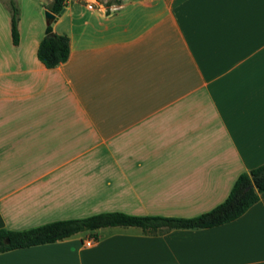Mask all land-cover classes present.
<instances>
[{
    "label": "crops",
    "instance_id": "0c3cea01",
    "mask_svg": "<svg viewBox=\"0 0 264 264\" xmlns=\"http://www.w3.org/2000/svg\"><path fill=\"white\" fill-rule=\"evenodd\" d=\"M17 2L16 45L0 4V228L192 217L264 162V0H66L51 68L36 57L45 0ZM0 264H264V191L219 225L100 227Z\"/></svg>",
    "mask_w": 264,
    "mask_h": 264
},
{
    "label": "trees",
    "instance_id": "16d2710c",
    "mask_svg": "<svg viewBox=\"0 0 264 264\" xmlns=\"http://www.w3.org/2000/svg\"><path fill=\"white\" fill-rule=\"evenodd\" d=\"M66 0H49L46 9L57 15ZM101 2L100 0H96ZM119 3V0H107L104 4ZM9 19V31L13 45L18 43L17 0H0ZM68 55V38L56 34L50 23L44 28L43 35L36 48L37 59L51 68L65 61ZM249 186L245 191L244 188ZM264 191V162L241 172L234 180L226 197L209 210L192 217H172L161 215H131L118 211L100 212L80 218L54 220L23 230L0 228V252L31 245L51 243L69 237L80 231H91L106 226L138 227L145 234H160L170 229L205 228L231 221L241 215L258 199ZM95 239V238H94Z\"/></svg>",
    "mask_w": 264,
    "mask_h": 264
},
{
    "label": "water",
    "instance_id": "95a60500",
    "mask_svg": "<svg viewBox=\"0 0 264 264\" xmlns=\"http://www.w3.org/2000/svg\"><path fill=\"white\" fill-rule=\"evenodd\" d=\"M61 10H62V9H61ZM43 16H44V19H45V22H46V23H50V22H52V21L55 19V17H56L55 14L51 13V12L48 11L47 9L43 10ZM248 187H249V186L245 187V188H244V191H245Z\"/></svg>",
    "mask_w": 264,
    "mask_h": 264
},
{
    "label": "rangeland",
    "instance_id": "374dc122",
    "mask_svg": "<svg viewBox=\"0 0 264 264\" xmlns=\"http://www.w3.org/2000/svg\"><path fill=\"white\" fill-rule=\"evenodd\" d=\"M69 1H71V0H69ZM78 1H80L81 3H83V4H85V5H88V4H94V2L96 3L97 1L96 0H78ZM101 1V3L103 2L104 3V1H107V0H100ZM45 4L47 5L48 4V2H49V0H45Z\"/></svg>",
    "mask_w": 264,
    "mask_h": 264
},
{
    "label": "built area",
    "instance_id": "2783aa9c",
    "mask_svg": "<svg viewBox=\"0 0 264 264\" xmlns=\"http://www.w3.org/2000/svg\"><path fill=\"white\" fill-rule=\"evenodd\" d=\"M87 7L90 8V5L88 4ZM93 240H94V238H91V239L86 240L84 243H85V244H89V243H91Z\"/></svg>",
    "mask_w": 264,
    "mask_h": 264
}]
</instances>
